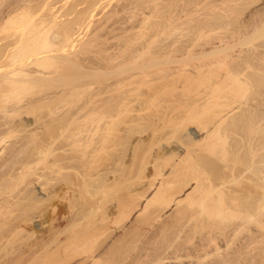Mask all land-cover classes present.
I'll return each instance as SVG.
<instances>
[{
	"label": "bare ground",
	"instance_id": "obj_1",
	"mask_svg": "<svg viewBox=\"0 0 264 264\" xmlns=\"http://www.w3.org/2000/svg\"><path fill=\"white\" fill-rule=\"evenodd\" d=\"M104 1L108 0H0V155L3 154L5 146H3V144H5L4 141L6 137L11 133H14V135L12 134L13 136L17 135L15 132L19 131V124H23V126L30 130V136L28 135L29 143H27L28 145L26 143L23 145L27 147L31 146L29 145L31 143L33 146V148H31L35 151L37 148L35 149L36 146L33 144H36L38 135H41V133H37L39 128L40 132H42L41 129H45L43 132L46 133L47 131L51 137L49 145L46 143L48 146L42 140L44 138H41L43 141V143H41L48 147L46 150L43 148L45 151L43 152L45 155H48V153L49 155L51 154L52 157L51 160L49 159V163H51L49 166L50 173L46 172V174L49 173V175H44L47 177L49 176L48 179L51 181L49 189L51 192H49L50 194L48 193L51 197H48H50V199L52 198L50 201H52L53 211V222H51L53 226L50 228L52 231L49 238V243L52 244V246L49 248L50 250H47V253L44 251V255L41 253L43 255L42 258L45 256L41 264H76V262L74 263L73 261L76 257L78 264L79 262H83V259H80V257L86 258L84 262L88 260L87 258H91L88 260V264H201L200 262L204 261L201 260L205 257H203V255L209 254L208 246L212 244L211 242H215L216 244L213 248L215 254L219 252L218 255L222 254L217 264H260L259 259L262 256L258 250V243L261 239L259 229L261 225H264V222L259 218V213L264 207V8H261V6L259 7V5L256 6L255 3L258 2L257 0H242V2L236 0L237 2L232 5L229 3L232 0H219L220 2L211 0L212 12L210 13L211 16L208 18L202 19L201 17V19H199L198 17V19L188 21V18L194 13V11H190V14L187 13L185 15L188 18L178 23L179 19H182V16L180 13L177 14L175 10L174 13L176 12L175 15L177 14V16L174 15V17H168L167 20L166 18L163 20L165 16L164 12L167 10L165 9V11L162 10L158 13H161L162 16L164 15L163 17L157 15L158 17L161 16V21L150 22L151 17H155L157 14L156 11L161 10V6L163 5L160 2L162 0H159V2H157L158 0H152L154 3L150 2L152 4H148L149 2H147L145 4L154 5L155 2L160 3L161 6L159 4V6H157L159 10L155 7L157 3L154 6L147 5L148 8L154 7L152 9L156 8V10H147V12L151 13H148L150 16L144 12L145 10H140V14L146 13L143 15L141 22H139L140 24L132 25V22H130L129 24L131 25L128 28L124 29L120 27V29L122 28L124 30V32L123 30L119 31L122 32L120 36L115 34L113 36L112 34L111 36H107L106 33L111 30L109 23L114 19V23L112 22V24L115 26L116 21H118L116 19L117 17L114 18L115 15H118L119 18V13L123 11L126 13V11L130 9L129 7L131 6L126 7L128 8L126 10V4L127 6L135 5L134 7H136L138 1L137 3L135 2L136 4L134 2H131L132 4L129 2L130 4H128L124 2V0L121 3L123 4L124 2L126 4L119 5L116 3L112 8H109L111 7L109 6V9H106V5L108 4L106 2L103 3ZM141 1L143 2V0ZM191 2L189 0V3ZM194 2H192L191 5H193ZM184 3L185 2L181 3L182 6ZM222 3L225 4V6L228 4L230 6L224 8ZM169 5H166V7L168 8ZM196 5H198V3H195V6ZM142 6L143 5L140 7ZM164 6L165 5H163L162 9H164ZM185 6L189 8V6ZM134 7H132V9H134ZM137 7L139 8V6ZM179 7L181 8V5L178 6V8ZM171 8L174 9L175 7L172 6ZM136 10L135 12H138L139 9ZM179 10L181 11V9ZM170 11L171 10H169L168 15H170ZM197 11L199 10H196V12ZM98 14H102V16L100 15V17ZM121 14L123 15V13ZM126 15L128 16V14H125V16ZM96 16L100 18H98L99 20L97 19L98 21L95 19ZM128 17L127 20H129ZM133 17H129L130 20ZM124 18L126 20V17ZM136 20L135 18L133 22ZM135 23H138V21ZM93 24L95 25L93 26ZM126 24L128 25V23ZM122 25H125V23ZM114 26H112V28H114ZM119 26L121 25L119 24ZM137 27L138 30L133 33L131 29ZM114 30L112 29L111 33ZM129 30H131L132 34H130ZM176 30H179V34L176 35L174 39H168L163 36L165 33L171 35ZM260 36L262 38H260ZM111 40L116 42H111ZM117 40L119 42H117ZM199 84L204 85V87H201V85L199 86ZM169 96H172L171 99L173 98L171 100L173 106L169 102ZM167 101L170 106L166 105L167 103L165 102ZM39 113L42 114V117ZM35 114H38V119L46 118L47 120L48 117L51 122H47V124L42 123L44 124L42 127L35 126V120L32 118L37 116ZM169 116H171V120L173 118V122L170 120L172 124L169 123L170 121L167 118ZM17 117H19V119L22 117L21 120H23V122L13 125L15 124L13 123L14 119L12 120L13 122H11L10 118ZM126 118L134 122L137 121V123L133 122L134 124L132 125L131 121H129L131 123L130 125H132L129 127V123L127 121L128 124L124 122ZM153 118H156L154 122H152ZM159 118V122L163 120L161 123L166 127L170 124L172 131H169L171 127L167 128V130L169 129V133L166 129L164 130L167 133L162 131L165 126L163 125L164 127L161 128L162 124H159ZM143 119H150V122L153 124L156 123V127L160 125V133L158 132L160 135L156 134V137H153L157 138V141H161L162 143L160 142L157 144L156 142L157 147L153 145L154 141L151 143L153 147L150 145L151 141L148 142L149 145H146V143H144L145 145L139 143L135 145L134 151H128L130 154L132 153L128 164L129 166L132 167L134 160L136 161L139 159L137 161H140L141 158L142 163H139L138 170H136V168L135 171V167H132L134 174L130 171L124 172V170H127L126 167L129 166L125 167L122 165L119 167V161L117 162L118 159L112 158L115 161L112 160L110 164L108 163L110 160L106 162V158L103 157L101 152L107 151L108 149L106 153H109V148L111 150V147L106 146V140H108L109 137L104 136H109L111 134V136L114 137L117 131H119V127H121V122L126 123L125 125L128 129L126 130V134L128 133L127 135L130 136L133 132L137 133L135 132L136 128L138 127L137 130L142 128L141 125H137L139 122H142L141 120ZM165 121L169 122L166 123ZM123 123H121V125ZM165 123L168 124V126ZM7 125H9L7 128L3 127ZM115 125L119 126H117V131L114 130L117 128ZM144 125L145 129H143ZM144 125L141 131H146V126L149 124L146 125L144 123ZM150 127H147L148 130L149 128L151 130L155 129L153 132L150 131L152 133L156 132V129H158L156 127ZM203 130L206 135H203ZM111 131L116 133L112 134ZM109 132L111 133L109 134ZM150 132L148 131V133ZM231 132H233L235 136L239 134L237 137L240 138L237 139V137L233 135L232 138ZM122 134H120V137H122ZM167 134L169 136L171 134L172 137H169L171 139H168ZM96 135L98 136L96 137ZM229 136L232 138L231 140ZM45 137H48V135H45ZM112 137L110 139H112ZM174 137L175 139H173ZM184 137H190L188 140L192 139L190 141H193L192 145L196 147H191L192 145L190 147H185L183 142H181L183 140L181 138ZM151 139L153 140L152 136ZM164 139L165 141L163 142L162 140ZM142 141L145 142L146 140L143 139ZM45 142L48 141L46 140ZM108 142L110 141L108 140ZM41 143L38 145L39 148L41 146L40 149L38 148L39 151H42ZM227 143L229 147L226 146ZM114 144L116 145V143ZM114 144L111 145L110 143L113 147L115 146ZM184 144L186 145V143ZM20 145L22 144L20 143ZM20 145L13 142L12 148L21 147ZM23 145L22 147H24ZM140 145L141 147L144 145L145 147L148 146L149 149L151 148L152 151H154V155L148 147L142 148L143 150H141V153ZM153 148L155 149L153 150ZM24 149L26 148L24 147ZM123 150H125V148ZM120 151L118 150V152ZM22 152L20 151L19 154ZM147 152L148 154L151 152L152 156H155L152 157L153 159H150V164L147 160H149L151 156L148 157ZM112 154L113 152L110 155ZM144 154L147 156H143ZM27 155L28 153L26 156ZM110 155L109 157H111ZM120 155L123 156L121 153ZM2 156H0V162L3 161L2 159H5L2 158ZM39 156L40 154L37 157ZM147 157L148 159L145 163L144 160ZM12 158L15 160L13 156ZM115 158L117 157L115 156ZM44 159L46 158L44 157ZM5 160L8 161L9 159L7 160L6 158ZM28 160L26 162H28ZM41 160L43 161V159ZM36 161L38 162V160ZM220 162L222 164H220ZM26 165L29 164L26 163ZM33 166L34 165L31 164V169ZM21 167L24 168L25 166L23 165ZM122 167L125 169L122 170ZM131 167H129V169ZM6 168L8 167L6 166ZM47 168L48 167H46V169ZM0 169L3 170L2 167ZM132 169L130 170L132 171ZM121 170L124 173L121 172ZM102 171L106 172L101 174ZM111 171L114 172V176L112 175L113 177H111L112 180L114 178V182H109L111 175L108 172ZM118 171H120V173H118ZM78 172L79 174L81 173L80 176L83 183H86L85 186L87 188L82 189V186L84 187L82 181L81 186H78L79 183L77 180L79 177L75 176L76 174L78 175ZM224 172L225 174H223ZM2 173L3 172H1L0 175ZM19 175L16 177L18 178ZM46 176L45 178L47 179ZM73 176L78 177L76 178L77 182L75 181L77 187L91 195L87 198L88 200H86L88 208L86 207L85 209L88 210L85 212L83 208H79L83 210V212L79 210L75 212L77 206H75V202L78 201V198H76L77 196L74 192L72 194V191H76L77 189L75 185H72L74 183ZM107 176H109L110 179H107ZM5 178L4 175L3 179ZM120 178H125L124 184L127 182L126 188L124 189L123 181H121ZM0 179L3 180L2 177ZM11 179L7 181H11ZM1 180L0 182L2 183L0 184L6 187L9 182H6L4 185L5 182ZM16 180L18 181V179ZM37 180L34 181V183L37 182ZM132 180H136L135 184L133 183L134 185L132 184V182H134ZM249 181L251 186L249 185L250 183L248 184ZM119 182L123 185L121 186ZM194 183L196 184L194 185ZM11 184L9 183V186L12 189L15 184L13 187ZM130 184L134 187L132 186V188ZM44 185L47 184L44 183L43 186ZM43 186H40V189L38 188L40 193H42L45 187ZM117 186H121V189L118 188L121 191L128 189L127 186H129V189L131 187L132 190L129 192L125 190L126 194H120L121 196L119 194L118 196L114 192L117 196H115L117 200H114L117 202L113 204L111 203L113 200L111 199L110 192L112 193L115 191ZM0 189L3 190L4 188L2 189L1 187ZM79 189H77V195L80 193ZM112 189L114 190L111 191ZM6 190L9 191L10 189L6 187L3 193H6ZM29 191L30 190H28V194ZM35 191L33 193H35ZM11 192L10 190L9 193L11 194ZM3 193L2 195L5 194ZM239 193H243L241 197L244 200L247 196L246 202L250 199L249 203L244 201L246 204H240L238 201ZM80 194L82 196V192ZM114 195H112V197ZM81 196L79 195V197ZM84 197L86 198V196ZM24 198L21 199L23 200ZM86 201L84 200V202ZM105 201L108 206L110 203L111 205L113 204L112 206L114 208H112V213L108 211L110 214L108 213L109 215H106L109 217L107 219H105L106 217L103 218L104 216L100 210L101 207V209L105 210L104 208L107 206ZM81 202L82 201H80V203ZM0 204L3 203L0 202ZM83 204L84 203H82V207L85 205ZM179 204H183L184 206L178 210V215H172L173 219L170 222H163L164 225H160L158 230H156L158 233H164V230H166L169 225H174V223L178 221L177 223L179 224H175L179 226L180 220L183 222L182 219L186 218L183 224L179 226H183V228L181 227L180 231V228H177L179 231L177 233L181 232L180 234L182 235V230L186 228L193 219H196L199 223L196 222L197 224H192L194 226L191 228L188 226L190 231L193 233L202 232L207 238H204V236L200 238L199 236V239L195 241L196 243L191 245L193 247L190 248L191 252L188 254H184L187 253L186 250L189 252V250L185 248L187 244H183L185 242L184 240L182 244L186 245L184 246L186 250L183 254L186 255L185 257L187 258L184 256L183 258L181 254H178L177 251L183 249V246L181 245L182 248L179 247L178 244L180 245V243L174 246L175 240H172L174 243L171 241L173 244L169 241L172 245L168 244L169 246L163 247L165 250H161L163 253L159 255L154 253L156 257L151 254L152 258L154 257L153 259H151L150 255H146L151 253L149 251H151L154 245H158V242L155 243V241H157L160 236H158L159 234L156 231V236H158V238L155 237L156 239L154 241L153 235V239L151 237L150 241H154L155 244L152 243V247H150L151 249L149 251L144 249L143 252L147 253L142 254L141 258H137L138 255L140 257V254H138L136 257L134 256L133 260L131 259L129 261L128 259L129 262L124 263V258L121 260L114 257L115 255L113 254H115V251L111 249L115 247H113V245L110 248L111 250L108 248L109 251L112 252L110 255H108V250L104 253H107L106 256L99 252V250H103L97 247L99 246L97 243L100 238L103 236L104 239L106 236V238H108V232H113V227L115 225H123L124 227L127 224L124 221L131 218L135 213L141 211L140 214L142 213L144 218L138 219L137 217V221L135 219L134 223L139 222L143 224L152 219L160 220V218L165 216L168 209ZM13 205L14 204H12V206L10 205V207H13ZM6 206L4 205L3 207L0 205V211L2 209L4 210ZM16 207L17 206L14 208ZM29 207H32V205H29ZM20 208H22V206ZM107 210L109 209H106V213ZM72 211L75 212L74 214L77 221L69 220L74 222V225H81V227L77 228L76 226L77 229H74V225L72 224L73 227L67 228L69 226L65 225L63 227L64 229L60 228L62 219L67 218V214H70V212L73 213ZM8 212H10V210L1 211L0 214H5V216L0 215V223H2L1 218H3L4 221V219H6L4 217L10 215ZM37 212H34L35 214L33 216L31 215V217L28 216V223L37 228H41L43 226L42 223L45 222L43 220L44 213L43 210ZM98 212L100 213L99 217L97 216L99 214ZM70 216L71 215H69V217ZM14 219L16 221L17 218L15 217ZM66 220L67 219H65V223ZM128 221L126 220V222ZM229 221H232L233 227H230V230H226L229 229L226 228L228 227ZM155 223L154 221L152 225L155 226ZM249 223L255 225L252 227L253 229L251 232L252 234L249 235L250 237L248 238L246 236V241L244 239L243 241L239 237L238 240L241 241V244L237 242L239 248H234L236 249L235 251L228 249L229 245L226 244L225 240L227 238L231 239L230 236H235L237 234L240 236L241 234L239 233L242 232ZM69 224L71 225L70 222ZM177 225H175V227H177ZM111 226L113 227L111 228ZM117 226L116 228L121 227ZM139 227L141 226L139 225ZM110 228L113 231H111ZM128 229L133 230V228ZM175 230L176 229H174V231ZM127 231L128 230H126V232ZM145 231L144 229V232ZM3 232L4 231H2V233ZM186 232H188V230L185 231V233ZM127 233H129V231ZM130 233L132 232L130 231ZM137 233L139 232L137 231ZM189 234V236L186 235L188 242L195 237L191 233ZM177 236L179 237L178 234ZM177 236L175 235V237ZM116 238H118V236ZM193 240L194 239H192V241ZM222 240H224L225 243H223ZM100 242V244H102L104 241ZM46 243L47 242L43 244ZM41 245L39 248L40 250H42ZM160 246H158L159 249H162V246ZM191 246L189 245V247ZM158 247L153 249L158 251ZM45 248L43 250H45ZM204 249H206V252H204ZM129 250L130 249H128V252ZM154 250L153 252H156ZM119 251L120 249L117 250L116 253ZM166 251L173 253L168 254ZM97 252L103 254V256ZM143 252L141 251V253ZM247 253L249 256L251 255L250 253L253 254V263L251 260H248L251 259L252 256L251 258H247L246 256L245 261L244 254ZM143 255L150 258L152 261L150 259H148L149 261L146 260ZM23 256L19 257L22 258ZM111 256L112 258L114 257L113 259H116L117 262L113 259L112 261L110 259ZM16 257H18V255ZM34 257L31 256L30 258L32 259ZM37 257H40V255ZM37 257L35 258L37 259ZM101 257L104 258L102 259ZM78 258L81 261L78 260ZM118 260L120 261L118 262ZM38 261L40 262V259H38ZM33 262H35V260ZM33 262L31 260L30 263ZM216 262L214 261L213 263Z\"/></svg>",
	"mask_w": 264,
	"mask_h": 264
},
{
	"label": "rangeland",
	"instance_id": "obj_2",
	"mask_svg": "<svg viewBox=\"0 0 264 264\" xmlns=\"http://www.w3.org/2000/svg\"><path fill=\"white\" fill-rule=\"evenodd\" d=\"M122 1H124V0H110V2H109V0L108 1H104L103 3H107L108 5H106L107 7H106V9H109V8H112V6L113 5H115L116 3L117 4H121V5H123V4H126V3H128V4H130L131 2H136L137 3V1H138V3L136 4L137 6H139V8L136 6V7H134V6H132V5H128L127 6V4H126V6H125V8L126 7H129V6H131V7H129L130 9H128V8H126V10L128 11H126V13H125V11H123V12H121V13H123V15L121 14V13H119L120 15H119V18H118V15L116 16L115 15V17L114 18H116L118 21H116V23H115V26L112 24V22L114 23V19H113V21L112 22H110L109 24H110V27H111V30L110 31H108V33H106V35L107 36H111V34H112V36L115 34V35H117V36H120V33H122V32H119V31H122L123 29L121 28L120 29V27H123L124 29H126V28H128L131 24L133 25V24H136V25H138V24H140L139 22H141V19H142V17H143V15H145L146 13H147V15H149L150 16V12H147V10L149 11L150 9L151 10H156V8H157V6H159L160 5V3H157V2H159V0L157 1V2H155V9H152V8H154V7H152V8H148V6H154V5H148V4H152V3H154V1H152V0H148V1H146V0H143V2H144V4H143V2L141 1V0H125L124 2H126V3H124L123 2V4L121 3ZM156 1V0H155ZM171 1V2H170ZM187 0H162V1H160L161 2V4H163V5H165L164 6V9H162L163 8V5L161 6L162 8H161V10H159L158 8H157V10H159V11H156L157 12V14H156V16L158 15H161V13L160 14H158L159 12H161L162 10L163 11H165V9H167L168 10V13H167V10L164 12V18H163V20L166 18V20L168 19V17H174V15H175V13L177 12V14H179L180 13V15L182 16V19L180 20L179 19V22L178 23H180V22H182L183 20H186L188 17L187 16H185L187 13H189L190 11H194V13L192 14V16L191 17H189L188 18V21H193V19H198V17H199V19H201V17H202V19H205V18H208V17H210L211 16V12H212V10H211V0H195V2H194V0L192 1V0H190V2L192 1V2H194L193 3V5H191V3H189V0L186 2ZM212 1H214V0H212ZM216 1V0H215ZM217 1H219V0H217ZM239 1H241L242 2V0H239ZM258 2H256L255 4H256V6H258L259 5V7L261 6V8H264V7H262V6H264V0L262 1V0H257ZM110 4H109V3ZM130 2V3H129ZM147 2H149L147 5L145 4V3H147ZM150 2H152V3H150ZM165 2V3H164ZM170 2V3H169ZM177 2H178V6H180L181 5V8L179 7L178 8V6H177ZM180 2V3H179ZM183 2H185L184 4L185 5H187V6H189V8H186V6L183 4V6H182V4L181 3H183ZM220 2V1H219ZM235 2H237L236 0H232V1H230L229 3H230V5H232L233 3H235ZM263 2V3H262ZM139 3H141V4H139ZM189 3V4H188ZM195 3L197 4L198 3V5H196L195 6ZM132 4V3H131ZM139 4V5H138ZM159 4V5H158ZM169 4H173V5H169ZM180 4V5H179ZM223 4V3H222ZM141 5H143L142 7H140ZM166 5H169L168 6V8L166 7ZM177 7H176V6ZM229 4L227 5V6H225V4H223V7L225 8H227L228 6H230ZM109 6H111V7H109ZM175 7L174 9L173 8H171V7ZM222 6V5H221ZM109 7V8H108ZM132 7H134V9H132ZM136 8H137V10H138V12H135V10H136ZM160 8V7H159ZM171 8V9H170ZM177 8V9H176ZM182 8H183V10H182ZM185 8V9H184ZM105 9V10H106ZM143 9V10H142ZM179 9H181V11L179 10ZM133 10H134V12H133ZM136 10V11H137ZM140 10H142V11H144V12H146V13H141L140 14ZM150 10V11H151ZM169 10H171L170 11V15H173V16H170V15H168L169 14ZM176 10V12L174 13V11ZM178 10V11H177ZM196 10H199V11H197L196 12ZM141 11V12H142ZM172 11H173V13H172ZM180 11V12H179ZM131 12H133V13H131ZM200 12V13H199ZM148 13H150V14H148ZM166 13V14H165ZM172 13V14H171ZM125 14H128V16L129 17H135L137 20L135 21V22H137L138 21V23H135V22H133L134 20H135V18L133 17L131 20H130V18L126 15L125 16ZM131 14V15H130ZM137 14H138V16H137ZM152 14H153V12H152ZM155 14H154V16H155ZM163 14V13H162ZM177 14L175 15V16H177ZM190 14V13H189ZM204 14V15H203ZM206 14V15H205ZM208 14V15H207ZM102 16V14H98V16ZM141 15V16H140ZM98 16H96V20L99 18ZM100 16V17H101ZM121 16V17H120ZM138 18H137V17ZM156 16L155 17H151V21L150 22H153V21H161V16L160 17H158L157 16V18H156ZM162 16V17H163ZM124 17H126V20H125V18ZM127 17H128V19L129 20H127ZM122 18V19H121ZM100 19V18H99ZM98 19V20H99ZM140 19V20H139ZM150 19V18H149ZM148 19V20H149ZM95 20V21H96ZM97 20V21H98ZM118 22H120V23H118ZM130 22H132L131 24H129ZM95 23H97V22H95ZM124 24L125 23V25H122V24ZM126 23H128V25L126 24ZM119 24L121 25V26H119ZM95 24H93V26H94ZM114 26V28H115V30H114V28H112V26ZM167 25H168V23H167ZM178 25V24H177ZM118 26V27H117ZM125 26V27H124ZM120 30H119V29ZM112 29L114 30L112 33H111V31H112ZM117 29V30H116ZM132 30V32L133 33H135L134 31H136V30H138V27L137 28H135V29H131ZM131 30H129L130 31V34H132L131 33ZM263 31H264V29H263ZM123 32H124V30H123ZM109 33H110V35H109ZM127 34V33H126ZM125 34V35H126ZM179 34V30H176L173 34H167V33H165L163 36H165V37H167L168 39H174L175 37H176V35H178ZM263 36V35H262ZM260 38H262L261 36H260ZM259 38V39H260ZM258 39V40H259ZM111 42H116V41H114V40H111ZM117 42H119L118 40H117ZM180 84V83H179ZM183 84V83H182ZM194 85V84H193ZM197 85V84H196ZM201 84H199V86H200ZM198 86V85H197ZM195 87V86H194ZM201 87H204V85H201ZM179 89V88H178ZM180 89H181V86H180ZM181 91V90H180ZM178 92H179V90H178ZM178 92H176V93H178ZM175 96V95H174ZM172 97V96H171ZM171 97L169 96V102L171 103V105L173 106V102L171 101L172 99H171ZM175 98V97H174ZM165 103H167L166 105L167 106H170V104H168V101L167 102H165ZM176 103V102H175ZM35 115H37V116H35V117H32L34 120H35V126H41L42 127V125H44V124H42V123H45V124H47V122H51V120H49L48 119V117H47V120H46V118H39L38 119V114H35ZM39 115H41V117H42V114L41 113H39ZM34 116V115H33ZM45 117V116H44ZM21 118L22 117H20V119H19V117H17V118H10V121L11 122H13V123H15V124H13V125H16V123L17 124H19V123H22L23 122V120H21ZM168 118V120L170 121L171 120V116H169V117H167ZM170 118V119H169ZM14 119V120H13ZM127 119V120H126ZM125 120H124V122H126L127 124H128V126L130 127V126H132L134 123H137V121H133V120H129L128 118H126ZM154 119H156V118H153L152 119V122H154ZM13 120V121H12ZM15 120H16V122H15ZM36 120H37V122H36ZM144 120V121H143ZM143 120H141L142 122H139V124L137 125V126H139V125H141L142 126V128H143V125H144V123L147 125V124H149V125H147L146 126V131H147V133H146V131L145 130H143V131H141V129L139 130H137V128H136V130H135V132H137V133H134L133 132V134H131L130 136L129 135H127L126 134V130H128L126 127V123H123V122H121V123H123L122 125H121V123H120V126L121 127H119L118 125H115V127H119L120 129H119V131H117L118 130V127L116 128V129H114V130H116L117 131V134H115V133H113L112 131V134H115V136L114 137H112L111 136V132H109V136H104L105 135V133H104V137H109L108 138V140L110 141V142H108V140H106V142H107V147H111V150H110V148H109V153L111 152H113V154L112 155H110L109 153H106L107 151H108V149H107V151L105 150V151H103V152H101L102 153V155H103V157L104 158H106V162H108V160H110L108 163L110 164V162H112V160H114V159H118L117 160V162H118V165H119V167H121L122 165L123 166H129L128 164H129V160H130V157H131V154H130V152H132V150L134 151V147H135V145H137V144H139V143H142V144H144V143H146V145H149V141H151L150 142V145H152L151 143H152V141H154L153 142V145H156V142H157V144L158 143H160L159 141H157L158 139L157 138H154V137H156V134H159L160 133V129L161 128H163L165 125L163 124V123H161V122H159V120H160V118L158 119V122H159V124H162L161 125V128L158 126V127H156L155 126V124L156 123H152V122H150V119H143ZM146 120V121H145ZM147 120H149V121H147ZM167 120V119H166ZM172 120H173V118H172ZM171 120V121H172ZM129 121H131V123H132V125H130L131 123L129 122ZM157 121V120H156ZM168 121V122H169ZM169 122L170 124H172V122ZM134 122V123H133ZM166 123H168L167 121H165ZM48 123V124H49ZM152 125H151V124ZM165 123V124H166ZM158 124V123H157ZM169 124V126H168V124H166L168 127H164L163 129H162V131H164L165 132V130L164 129H166L167 130V128H169V127H171V125ZM11 125H12V123H11ZM164 125V126H163ZM9 125H7V126H3V127H8ZM150 126H152L153 128H158V129H156V132H154V133H152L153 131H155V129L154 130H151L150 128ZM155 126V127H154ZM19 131H16L15 132V134H17V135H15V136H13L14 135V133H11L10 135H8L7 137H6V139H5V141H4V143L5 144H3V146H4V151H3V154H1L0 156H2V158H7V160L8 161H6L5 159H2L3 161L2 162H0L1 164V166H0V168L2 167V169L3 170H1L0 171V173L1 172H3L0 176L2 177V179L4 178V175H5V179H3V180H1V181H4L3 183H4V185L6 184V182L8 183H12L11 184V186L13 187L14 186V184H15V186H14V188H12L11 189V187L9 186V183L6 185V187L8 188V189H10L12 192H11V194L9 193L10 192V190L8 191V190H6L7 192L4 194L3 193V191H5V186H2L1 184V187H2V189L3 190H1L0 189V202L1 203H3V204H0L1 206H3L4 207V205L6 206V208L3 210H1V211H5V210H7V211H9L10 210V212L13 210H16V211H12L11 213H14V214H11L10 212H8L10 215H6V217H4V218H6V219H4V221H3V218H1V222L5 225H3L2 223H0V237H1V239H0V241H1V243H0V247H1V249H0V264H16V261L17 260H19V258L21 257V256H23L22 258H20V260L19 261H17V264H41V261H44L43 259L45 258V256H44V258H42L43 257V255H44V251H46V253H47V250L49 249V248H51V246H52V244H50L49 242V238H50V234H51V231H52V229H50L51 228V226H53V224L51 223V222H53V211H52V201H50V200H52V198L50 199V193L49 192H51V191H49V189H50V179H48V177L46 176V175H49V171H50V164L51 163H49V161L51 160V154L49 155V153H48V155H45V151L43 150V148L46 150V148H48V147H46V145L48 144L49 145V140L51 139V137H50V134H48L47 133V131H46V133L45 132H43V130H45V129H41V131L42 132H40V128H39V130L37 131V133H41V135H38V138H37V142H36V144H33L34 146H36L35 147V149H36V151L34 150V149H32L33 148V146H32V144L30 143L29 145H31V146H24L25 145V143L27 144V143H29V136H30V133H29V129H27L25 126H23V124L22 125H20L19 124ZM147 127H150L149 128V130H148V128ZM140 128V127H139ZM160 128V129H159ZM122 129V130H121ZM143 129H145V125H144V128ZM172 129V127L170 128V130L169 131H172L171 130ZM204 129V128H203ZM168 130H167V132H168ZM205 130V129H204ZM204 130L202 131L203 132V135H206L205 134V132H204ZM123 131V132H122ZM125 131V132H124ZM138 131H140L141 132V134H140V132H138ZM148 131L150 132V131H152V132H150V133H148ZM18 132V133H17ZM144 132H145V134H144ZM159 132V133H158ZM167 132H165V133H167ZM45 133V134H44ZM122 134L121 136L122 137H120V134ZM169 133V132H168ZM172 133V132H171ZM13 134V135H12ZM44 134V135H43ZM137 134V135H136ZM142 134H144L143 136H141ZM153 134V135H152ZM19 135V136H18ZM29 135V136H28ZM45 135H48V137H50V138H48V137H45ZM127 135V136H126ZM137 137H136V136ZM160 135V134H159ZM168 135V134H167ZM234 137H237L238 135H236L235 136V134H233V132H231V137L233 138V136ZM17 136H18V138H17ZM95 136V135H94ZM93 136V137H94ZM98 135H96V137H97ZM112 137V139H110L111 137ZM117 136V137H116ZM139 136V137H138ZM151 136H152V138H153V140L151 139ZM154 136V137H153ZM28 137V138H27ZM40 137V138H39ZM116 137V138H115ZM124 137V138H123ZM128 137V138H127ZM130 137V138H129ZM134 137H136V138H134ZM141 137V138H140ZM143 137V138H142ZM158 137V136H157ZM169 137H172L171 136V134H170V136L168 135V139H171V138H169ZM230 137V136H229ZM229 138L230 140L232 139V138ZM22 138H23V141H22ZM41 138H44V139H42L43 141H44V143L46 144V145H44V144H42L43 143V141L41 140ZM120 138H121V140H120ZM140 138V139H139ZM150 138V139H149ZM188 138H190V137H184V138H181V139H183L181 142H183V145L186 147H190L191 145H192V143H193V141L191 142L190 140H192V139H189L188 140ZM238 138H240V137H237V139ZM15 139V140H14ZM19 139V140H18ZM118 139H119V141H118ZM124 139V140H123ZM127 139V140H126ZM143 139H145L146 141L144 142V141H142ZM149 139V140H148ZM173 139H175V137L173 138ZM228 139V141L230 142V140ZM28 140V141H27ZM39 140V141H38ZM48 141V142H45V141ZM156 140V141H155ZM166 140H167V138H166ZM235 140V139H234ZM24 142V143H22V142ZM112 141V142H111ZM115 141V142H114ZM117 141H118V143H119V145H118V143H117ZM123 141V142H122ZM134 143H133V142ZM163 142L165 141V139L164 140H162ZM236 141V140H235ZM13 142H15V143H17V144H19L20 145V143L27 149H24V147H22V145H20L21 147H14V148H12V144H13ZM20 142V143H19ZM42 142V143H41ZM121 142V143H120ZM129 142V143H128ZM131 142V143H130ZM137 142V143H136ZM191 142V143H190ZM228 142V143H229ZM39 143H41L42 144V151L40 150L39 151V149L41 148V146H40V148H39V146L38 145H40ZM110 143H111V145L112 144H114V143H116V145H118V146H116L115 144V150H114V147L113 146H111L110 145ZM125 143H126V145H125ZM162 143V142H161ZM184 143H186V145L184 144ZM228 143H227V147H229L228 146ZM104 144H105V142H104ZM124 144V145H123ZM134 144V145H133ZM188 144V145H187ZM190 144V145H189ZM236 144H237V142H236ZM8 145H10V146H8ZM28 145V144H27ZM47 145V146H48ZM129 147H128V146ZM131 145V146H130ZM145 145V144H144ZM142 146L141 147V145H140V151L141 150H143L144 149V147L145 146ZM153 145L151 146V147H153ZM105 146V145H104ZM126 146V147H125ZM28 147H29V149H28ZM32 147V148H31ZM137 147V146H136ZM138 147H139V145H138ZM148 146H146L145 148H147ZM155 147H157V145L155 146ZM158 147H159V145H158ZM191 147H196V146H194V145H192ZM20 148V149H19ZM39 148V149H38ZM113 148V149H112ZM121 148H125V150H123V149H121ZM133 148V149H132ZM143 148V149H142ZM18 149V150H17ZM33 150V152H32V150ZM126 149H129V150H126ZM148 149H149V147H148ZM147 149V150H148ZM155 148H153V150H154ZM17 150V151H16ZM114 150V151H113ZM118 150L120 151V152H118ZM149 150H151L152 151V149L150 148ZM148 150V151H149ZM15 151V152H14ZM22 152V153H20L19 154V152ZM44 151V152H43ZM116 151V152H115ZM123 151V152H122ZM128 151H130V152H128ZM6 153V155H5V153ZM14 152V153H13ZM125 152H127V153H125ZM155 152H156V150H155ZM16 153H17V155H16ZM25 153V154H24ZM28 153V155L26 156V154ZM32 154V156H31V154ZM40 154V156L39 157H37L39 154ZM44 153V154H43ZM116 153V154H115ZM119 153V154H118ZM120 153L121 154H123V156L122 155H120ZM125 153V154H124ZM141 153H142V151H141ZM146 153V152H145ZM152 153H153V155H154V151H152ZM152 153L151 152H149V154H148V152H147V155H148V157H150L149 158V160H147L148 159V157L144 160L145 161V163H146V160L148 161V163H149V161H150V159H153L152 157H155V156H152ZM11 154V155H10ZM24 154V155H23ZM35 154V155H34ZM36 154H38V155H36ZM46 154H47V152H46ZM107 154H108V156H107ZM5 155V156H4ZM20 155V156H19ZM44 155V156H43ZM101 155V156H102ZM109 155L111 156V157H109ZM117 157V158H115V156ZM119 155H120V157H119ZM146 154H144L143 156H145ZM146 155V156H147ZM10 156V157H9ZM12 156L15 158V160L12 158ZM31 156V157H30ZM35 156V157H34ZM106 156V157H105ZM114 156V157H113ZM122 156V157H121ZM33 157H34V160H33ZM40 157H41V159H43V161L40 159ZM43 157V158H42ZM44 157L46 158V159H44ZM102 157V158H103ZM26 158H27V160H28V158H29V160H28V162H26L27 160H26ZM32 158V159H31ZM37 158V159H36ZM39 158V159H38ZM108 158V159H107ZM112 158H114V159H112ZM127 158V159H126ZM140 158V157H139ZM145 158V157H144ZM21 159H22V161H21ZM31 159V160H30ZM38 160V162L39 161H42V162H37L36 160ZM50 159V160H49ZM124 160V161H122V160ZM126 159V160H125ZM135 159H137V158H135ZM11 160V161H10ZM26 160V161H25ZM137 160H139V159H137ZM135 161L134 160V163H135V165H134V163L132 164L133 166V168H134V170L136 169V170H138V167H139V163L141 162V158H140V161ZM1 161V160H0ZM15 161H17V162H15ZM19 161H21L22 162V164H21V162H19ZM34 161V162H33ZM115 161V160H114ZM4 162V163H3ZM6 162V163H5ZM11 162V163H10ZM32 162V163H31ZM36 162H37V164H36ZM122 164H121V163ZM24 163V164H23ZM26 163L27 164H29V165H26ZM142 163V162H141ZM2 164H3V166H2ZM18 164V165H17ZM20 164V165H19ZM31 164L32 165H34L33 166V168L31 169ZM49 164V165H48ZM150 164V163H149ZM220 164H222L221 162H220ZM8 167V168H6V166ZM8 165H10V166H8ZM12 165V166H11ZM25 166L26 168H28V169H26L25 167L24 168H22L21 166ZM48 165V166H47ZM15 166V167H14ZM27 166H29V167H27ZM12 168V170H11V168ZM18 167H19V169H18ZM46 167H48L47 169H46ZM129 167H131V166H129ZM129 167H126V169L127 170H124V172L125 171H130V172H132L133 173V169H132V167L130 168V169H132V171L129 169ZM16 168V169H15ZM15 169V170H14ZM23 169H24V171H23ZM31 169V170H30ZM46 169V170H45ZM120 169V168H119ZM123 169H125L124 167H122V170ZM129 169V170H128ZM168 169V168H167ZM219 170H221L220 168H218ZM223 169H224V167H223ZM18 170V171H17ZM20 170V171H19ZM22 170V171H21ZM121 170V172H123ZM135 170V171H136ZM147 170H149V169H147ZM226 170V169H225ZM43 171V172H42ZM168 171V170H167ZM6 172V173H5ZM20 172H22V173H20ZM26 172V173H25ZM27 172H28V174H27ZM46 172H49V173H47L46 174ZM74 172H76V171H74ZM103 172V173H102ZM101 172V174H104V172H106V171H102ZM111 172H113V171H111ZM111 172H108L107 174L110 176V178L111 177H113L114 176V172L113 173H111ZM123 172V173H124ZM147 172V171H146ZM39 173V174H38ZM41 173V174H40ZM42 173H43V175H42ZM118 173H120V171H118ZM6 174H7V176H6ZM13 174V175H12ZM19 175V177L17 178L16 176H18ZM27 176H26V175ZM44 174H46V175H44ZM81 174V173H80ZM80 174H79V172H78V175L76 174L75 176H78V177H75V176H73L72 178H73V180H74V183L72 184V181H71V184L72 185H75L76 187H77V185L75 184L77 181H78V186H81V184L83 183V181H82V178H81V176H80ZM134 174V173H133ZM135 174H136V172H135ZM223 174H225V172L223 173ZM11 175V176H10ZM23 175H25V176H23ZM41 175V176H40ZM113 175V176H112ZM124 175V174H123ZM38 176H40V177H42V178H40V177H38ZM43 176H44V178H43ZM45 176L47 177V179L45 178ZM109 176H107V179L109 178ZM0 177V178H1ZM14 177V178H13ZM20 177H22V178H20ZM75 177V178H74ZM82 177H83V175H82ZM8 178V179H7ZM12 178V179H11ZM18 179V181L16 180V179ZM41 179V181H40V179ZM76 178H78V180L76 179ZM109 178V179H110ZM11 179V181H7V180H10ZM22 179V180H21ZM38 179V180H37ZM43 179V180H42ZM121 179V178H120ZM37 180V182H35V183H37V184H35L34 183V181H36ZM46 180V181H45ZM49 180V181H48ZM77 180V181H76ZM80 180V181H79ZM113 180H114V178H113ZM112 180V178L110 179V181L109 182H111V181H113ZM124 180H125V178L123 179H121V181H123L122 183L124 184ZM30 181H31V183H30ZM40 181V182H39ZM42 181H45V182H42ZM76 181V182H75ZM81 181H82V183H81ZM115 181V180H114ZM113 181V182H114ZM120 181V180H119ZM132 181H134V182H132V184L134 183L135 184V182H136V180H132ZM29 182V183H28ZM34 184H33V183ZM39 182V183H38ZM126 182V181H125ZM130 182V181H129ZM129 182H128V184H129ZM0 183H2V182H0ZM44 183H46L47 185H44L43 186V184ZM120 183V182H119ZM118 183V184H119ZM127 183V182H126ZM126 183L124 184V186H123V189L124 188H126ZM250 183V181L248 182V184ZM32 184V185H31ZM84 184V183H83ZM86 184V183H85ZM85 184H84V187L82 186V189L83 188H87L86 186H85ZM110 184V183H109ZM111 184H113V183H111ZM121 184V183H120ZM123 184H121V186L123 185ZM133 184V185H134ZM196 183H194V185H195ZM29 185V186H28ZM133 185H131L130 184V186L132 187ZM250 186H251V183L249 184ZM35 186V187H34ZM39 186V187H38ZM40 186L42 187H44L43 188V191H42V193H40L39 192V189H40ZM119 186V185H118ZM117 186V188L115 189V191H113L114 189H112L111 191H113L112 193L110 192V196H111V199L113 200V202L111 201V203H115V202H117L116 200V198H115V196H116V194L118 195H120V194H126V191L127 192H129V191H131L132 189H131V187H130V189H129V186H127L128 187V189H125V190H123V191H121L120 189V187H118ZM0 187V188H1ZM16 187V188H15ZM30 187V188H29ZM31 187H33V188H31ZM47 187V188H46ZM134 187V186H133ZM132 187V188H133ZM26 188V189H25ZM28 188V189H27ZM35 188H36V191H35ZM39 188V189H38ZM118 188H120V189H118ZM38 189V190H37ZM46 190V192H45V190ZM76 189V188H75ZM77 189H79V187H77ZM76 189V191L74 190V191H72V190H70V191H72V194H73V192H74V194L77 196L76 198H78L77 200L79 201H74L75 202V206H76V208H75V206H74V208H75V212H76V210H79V211H81V212H83V210H84V212L85 211H87L88 209H85L86 207H87V201L86 200H88L87 198L89 197V196H91L89 193H87L86 191H82L81 189H79V191H80V193L82 192V196H81V194L80 193H78V195L76 194L77 192H78V190ZM28 190H30L29 191V194H28ZM33 190V191H32ZM48 190V191H47ZM191 190V189H190ZM189 190V191H190ZM35 191V193H33ZM116 191H118V192H116ZM125 191V192H124ZM17 192H20V193H17ZM21 192H22V194H21ZM27 192V193H26ZM43 192H45V193H43ZM85 194H84V193ZM116 194H115V193ZM123 192V193H122ZM2 193L4 194V195H2ZM36 193H37V196H36ZM39 193V194H38ZM49 193V194H48ZM88 195H87V194ZM21 194V195H20ZM25 194V195H24ZM28 194V195H27ZM35 194V195H34ZM45 194V195H44ZM115 194V195H114ZM240 194V195H239ZM238 194V198H239V203L241 204H243L244 203V201L246 202L247 200H246V198H247V196H246V198H245V200L241 197V195L243 194V193H239ZM18 195H20V196H18ZM28 196V198H27V196ZM79 195L81 196V197H79ZM112 195H114L113 197H112ZM118 195V196H119ZM231 195V194H230ZM247 195V194H246ZM18 196V197H17ZM23 196V197H22ZM24 196H25V198H24ZM33 196H36V197H33ZM48 196H50V197H48ZM84 196H86V198L84 197ZM121 196V195H120ZM185 196V195H184ZM242 198V200H241V198ZM244 196H245V194H244ZM19 197H21V198H24L23 200L21 199V198H19ZM33 197V198H32ZM38 197V198H37ZM41 197V198H40ZM83 197V198H82ZM117 197V196H116ZM35 198H37V199H35ZM44 198H45V200H44ZM47 198V199H46ZM76 198H75V200H76ZM82 200H81V199ZM3 199V200H2ZM7 199V200H6ZM34 199V200H33ZM40 199V200H39ZM114 199H116V200H114ZM2 200V201H1ZM22 200V201H21ZM25 200V201H24ZM33 200V201H32ZM42 200H44V201H42ZM84 200L86 201V202H84ZM240 200H241V202H240ZM249 201H250V199H248ZM5 201V202H4ZM9 201V202H8ZM11 201V202H10ZM18 201V202H17ZM37 201V202H36ZM41 201V202H40ZM80 201H82L81 203H80ZM249 201L248 202H246V203H249ZM16 204H15V203ZM23 202V203H22ZM26 202V203H25ZM31 202V203H30ZM39 202V203H38ZM109 202V201H108ZM8 203H10V204H8ZM19 203V204H18ZM36 203V204H35ZM51 203V204H50ZM82 203H84L83 205H84V207H82ZM105 203H106V201H105ZM110 203V202H109ZM111 203L109 204V206L107 205V203H106V207H109V208H104V204L102 205L103 206V208L105 209V210H103V209H101L100 208V210L102 211H100L102 214H103V218H105V219H107V218H109V217H107L106 215L110 212V213H112L111 211H113V204L111 205ZM246 203H244V204H246ZM12 204H14L13 205V207H10V205L12 206ZM22 204H24V205H22ZM184 204V203H183ZM183 204H179V205H175V206H173L171 209H168L167 211H166V213H165V216L163 217V218H160V220H155V219H152V220H150L149 222H147V223H143V224H140L139 222H137L141 227H139V225L135 222L134 223V220L136 219V221H137V217H138V219H142V218H144V216L142 215V213L140 214V212H137V213H135L131 218H129V219H126L128 222H126V220L124 221L125 223H127L124 227H123V225H120V226H117V225H115L114 227L113 226H111V228L113 227V230L111 229V231H113V232H108L109 233V236H108V238H106L105 237V239H104V236L103 237H101L100 238V240H99V242L97 243V244H99V246L100 245H104V246H97L98 247V249L100 248L102 251H100L99 250V252H101V253H105L107 250L109 251V249L112 247V245H113V247L114 248H111L112 249V251L114 250L115 252V254H113V255H115L114 257L116 258V259H125L123 262L124 263H126V262H129L131 259L133 260L134 259V256L136 257L138 254H140V257H139V255L137 256V258H141V256H142V254H146L147 252L146 251H149L151 248L150 247H152L151 245H152V243H154V241H155V237H157L158 238V236H160L159 238H158V240L157 241H155V243H157L158 242V245L156 244V245H154L155 247H158V246H162V249H159V247L157 248V249H159L158 251H156V250H154L155 249V247L153 246L152 247V249H151V251H149V252H151V253H149V254H146V255H150V257H151V259H153L154 257H156L155 255L157 254V255H159V254H161V253H163L161 250H164L163 249V247H165V246H167L168 244H170V243H172L174 240H175V244H173L174 246H176V244H178V243H180V245L178 244V246L179 247H181L182 248V246H183V249H181V250H179V251H177L178 252V254H181L182 255V257L184 256H186V255H184V254H188V253H190L191 252V250H190V248H192L193 246H191V245H193V243L195 244L196 242V240L197 239H199V236H200V238L202 237V236H204V234H202V232H197V233H193L192 231H190V228L191 227H193L194 225H192V224H195L196 222L197 223H199L196 219H193L191 222H190V224L188 225V226H190V228L187 226L186 228H189V229H186V228H184L183 230H182V235L180 234V233H177V232H179L180 230H181V227L183 228V226H181V227H179L180 225H182L183 224V222L185 221V219L186 218H183L182 220H183V222L180 220V225L178 226L177 224H179V223H177V222H175V223H177V224H175L174 223V225H169L167 228H166V230H164V233H158V227H160V225H162L163 224V222L164 223H166V222H170L173 218V216L172 215H175V214H177L178 215V210L180 209V208H182V206H184ZM29 205L31 206L32 205V207H29ZM35 205V206H34ZM9 206V207H8ZM15 206H17L16 208H14ZM22 206V208H20ZM80 206V207H79ZM12 210H11V209ZM18 208H20V209H18ZM25 208V209H24ZM27 208V209H26ZM28 208H30V209H28ZM74 208H73V210H74ZM79 208H83V210H81V209H79ZM88 208V207H87ZM113 208V209H112ZM106 209H109V210H107V213L105 212L106 211ZM42 211L43 210V213L45 214H43V220L45 221H43L44 223H42V227L41 228H37V227H35V226H33V225H31V224H29L28 223V219H29V217L28 216H30L31 217V215L33 216L37 211ZM1 211H0V213H1ZM38 211V212H39ZM52 211V212H51ZM109 211V212H108ZM176 211H177V213H176ZM16 212V213H15ZM35 212V213H34ZM37 212V213H38ZM73 213H71L70 212V214H67L68 215V217L67 218H63L62 219V224L60 225V228H63L65 225H68L69 227H67V228H70V227H73V225L75 224L74 222H71V220L73 221H77L76 220V218H75V212L74 211H72ZM106 214H105V213ZM42 213V212H41ZM52 214V216H51V214ZM99 213V212H98ZM109 213V214H110ZM108 214V215H109ZM139 214H140V216H139ZM260 215H259V218L262 220V222H264L263 220H264V207L262 208V211L259 213ZM0 215H2V214H0ZM16 215V216H15ZM18 215V216H17ZM69 215H71L70 217H69ZM176 215V216H177ZM2 216H5V214L4 215H2ZM1 216V217H2ZM10 216V217H9ZM74 216V217H73ZM98 217L100 216V213L97 215ZM261 216V217H260ZM16 217L17 219H16V221H17V223H16V221H15V219L14 218ZM11 218V219H10ZM7 219H8V221H7ZM14 219V220H13ZM65 219H67L66 220V223H65ZM69 219H71V220H69ZM10 220V221H9ZM163 220V221H162ZM6 221V222H5ZM153 221V222H152ZM154 221L156 222L155 223V226L154 225H152V223H154ZM160 221V222H159ZM8 222V223H7ZM15 222V223H14ZM67 222H68V224H67ZM69 222L71 223V225L69 224ZM162 222V223H161ZM229 222H231V223H229ZM228 222V227H226V228H229V229H226V230H230L232 227H233V225H232V221H229ZM15 224V226H14V224ZM125 223H121V224H125ZM149 223H151V224H149ZM196 223V224H197ZM17 224V225H16ZM73 224V225H72ZM136 224H137V226H136ZM254 224V223H253ZM114 225V224H113ZM119 225V224H118ZM164 225V224H163ZM175 225H177V227H175ZM192 225V226H191ZM19 226V227H18ZM21 226V227H20ZM62 226V227H61ZM76 226L77 225H74V229L76 228ZM116 226L117 227H120V228H116ZM131 226H133V227H131ZM253 226H255V225H252V224H247V226H245V228L242 230V232H240L239 234H241L240 236L237 234V235H235V236H230L231 237V239H229V238H227L225 241H226V244H228L229 245V248L228 249H232L233 251H235L236 249H234V248H239V245H238V243L237 242H240V244H241V241H239L238 239H239V237L243 240H245L247 237L249 238L250 236V234H252L251 232H252V227ZM16 227V228H15ZM80 228L81 227V225L79 226H77V228ZM135 227V228H134ZM138 227V228H137ZM147 227V228H146ZM148 227H150V228H148ZM231 227V228H230ZM5 228V229H4ZM20 228H21V230H20ZM76 228V229H77ZM114 228H116V229H114ZM128 228H133V230L132 229H128ZM143 228V229H142ZM171 228V229H170ZM177 228L179 229V231L177 230ZM20 230L19 232H17L18 230ZM49 229H50V231H49ZM64 229V228H63ZM73 229V230H74ZM110 229H109V231H110ZM144 229L146 230L145 232H144ZM148 229V230H147ZM157 229V230H156ZM174 229H176L175 231H174ZM186 229V230H185ZM260 229H261V231H260ZM260 229H259V235H260V237H261V239H260V242L258 243V245H259V253H260V255L262 256L260 259H259V263L260 264H264V225L262 226H260ZM16 230V231H15ZM126 230H128L129 231V233H127L126 232ZM142 230V231H141ZM168 230V231H167ZM171 230V231H170ZM188 230V232H186L185 233V231H187ZM2 231H4L3 233H2ZM13 231H15V232H17V233H15V232H13ZM130 231L132 232V233H130ZM137 231L139 232V233H137ZM159 234L158 236H156L157 235V233ZM165 231H167V232H165ZM172 231H173V233H172ZM184 231V232H183ZM126 232V233H125ZM141 232V233H140ZM107 233V234H108ZM139 235H137V234ZM144 233V234H143ZM189 233H193L192 235H194L195 237L194 238H192V239H194L193 241H192V239L191 240H189V242L187 241V236H189L188 234ZM203 233H204V231H203ZM129 234V235H128ZM161 234V235H160ZM166 234H168V235H166ZM174 234V235H173ZM177 234L179 235V237L177 236ZM3 235H6V236H3ZM62 235V234H61ZM60 235V236H61ZM65 235V234H64ZM63 235V236H64ZM106 235V234H105ZM115 235V236H114ZM126 237H125V236ZM130 235H132V236H130ZM153 235H154V239H153ZM164 235V236H163ZM175 235L177 236V237H175ZM187 235V236H186ZM198 235V236H197ZM49 236V237H48ZM113 236H114V238H113ZM118 236V238H116ZM144 236V237H143ZM166 236V237H165ZM168 236H169V238H168ZM191 236V235H190ZM238 236V237H237ZM243 236V237H242ZM247 236V237H246ZM122 237V238H121ZM141 237V238H140ZM150 239H149V238ZM151 237H152V239L154 240H152L153 242H150L151 241ZM173 237H175V238H177V239H175V238H173ZM183 237V238H182ZM197 237V238H196ZM234 237V238H233ZM3 238V239H2ZM46 238H47V240H46ZM104 240H103V239ZM116 238V239H115ZM139 240H138V239ZM148 238V239H147ZM204 238H207V236H204ZM223 238H225V237H223ZM167 239V240H166ZM182 239V240H181ZM190 239V238H189ZM240 239V240H241ZM4 240V241H3ZM45 240V241H44ZM144 240V241H143ZM148 240V241H147ZM161 240V241H160ZM164 240H165V242H164ZM173 240V241H172ZM181 240V241H180ZM184 240H185V242H184ZM243 240V241H244ZM262 240V241H261ZM3 241V242H2ZM43 243H45V242H47L46 244H43ZM100 241H104L102 244H100L101 242ZM160 241V242H159ZM163 241V242H162ZM169 241H170V243H169ZM172 241V242H171ZM191 241V242H190ZM225 241L224 240H222V242L223 243H225ZM227 241H229V242H227ZM246 241V240H245ZM149 242V243H148ZM184 242V243H183ZM205 242H207V241H205ZM221 242V243H222ZM40 243V244H39ZM41 243H42V245H41ZM187 244V246L186 245H183V244ZM189 243V244H188ZM212 244H215V242H211ZM260 243H261V245H260ZM50 244V245H49ZM144 244H146V245H144ZM172 244H170V245H172ZM209 245L208 246V250H209V254H205V255H203V259L201 260V261H203V262H200L201 264H205V263H207V264H209L210 262L211 263H213L214 261L216 262V263H213V264H217L218 263V259H220V257L222 256V254H220V255H218L219 253H216L215 254V252L213 251V248H214V246H216V244L215 245ZM40 245H41V248H42V250L45 248V250H40L39 248H40ZM182 245V246H181ZM189 245L191 246V247H189ZM238 245V246H237ZM50 246V247H49ZM160 246V247H161ZM169 246V245H168ZM184 246H186L185 248L186 249H188L189 250V252L184 248ZM213 246V247H212ZM37 247V248H36ZM44 247V248H43ZM96 247V248H97ZM102 247V248H101ZM116 247H117V249H116ZM144 247V248H143ZM189 247V248H188ZM31 248V249H30ZM36 248V249H35ZM109 248V249H108ZM130 249L129 250V252H128V249ZM147 248H149V249H147ZM154 248V249H153ZM212 250H211V249ZM31 251H30V250ZM34 249V250H33ZM39 249V250H38ZM97 249V250H98ZM110 249V250H111ZM120 249V251L118 252V253H116L117 252V250H119ZM122 249V250H121ZM144 249L146 250L145 252L146 253H144L143 251H144ZM50 250V249H49ZM153 250L154 251H156V252H153ZM186 250V252L187 253H184L183 254V252ZM208 250H207V252H208ZM211 250V251H210ZM29 251V252H28ZM35 251V252H34ZM36 251H37V253H36ZM39 251V252H38ZM122 251V252H121ZM124 251V252H123ZM126 251H127V253H126ZM141 251L143 252V253H141ZM160 251V252H159ZM165 251V250H164ZM168 251V250H167ZM166 251V252H167ZM170 251H173V250H170ZM167 252L168 254L169 253H171V252ZM203 251V250H202ZM261 251V252H260ZM96 252V251H95ZM94 252V253H95ZM99 252H97V253H99ZM153 252V253H152ZM157 252H159V253H157ZM165 252V253H166ZM182 252V253H181ZM204 252H206V249H204ZM204 252H202V253H204ZM217 252V251H216ZM33 255H32V254ZM36 253V254H35ZM39 253V254H38ZM43 255H42V254ZM101 253H99L101 256H103V254H101ZM109 254L108 255H110V253H112V252H108ZM122 253V254H121ZM154 253H156V254H154ZM167 253H166V255H167ZM173 253V252H172ZM171 253V254H172ZM23 254V255H22ZM27 254V255H26ZM38 254V255H37ZM107 254V253H106ZM106 254H104L105 256H106ZM123 254H125V255H123ZM129 254V255H128ZM151 254H153L152 256H154L153 258H152V256H151ZM251 255L249 256V254L247 253V254H244L245 256H244V258L247 256V258H251V256L253 255L252 253H250ZM18 255V257H16ZM35 256V257H37V256H39L40 255V257H37V259L34 257V258H30L31 256ZM107 255V256H108ZM119 255V256H118ZM123 255V256H122ZM164 255V254H163ZM259 255V256H260ZM20 256V257H19ZM117 256H118V258H117ZM130 257V258H128V257ZM144 256V258L146 259V260H148V259H150V258H147L145 255H143ZM207 256V257H206ZM16 257V258H15ZM79 257V256H78ZM108 257H110V256H108ZM113 257V258H114ZM120 257V258H119ZM127 257V258H126ZM183 257V258H184ZM102 258V257H101ZM104 258V257H103ZM102 258V259H103ZM112 258V256H111V260L113 259ZM136 258V259H137ZM143 258V257H142ZM185 258H187V257H185ZM223 258V257H222ZM3 259V260H2ZM23 259V260H22ZM32 260V262L35 260V262H33V263H30L31 262V260ZM38 259H40V262L38 261ZM80 259H83L82 261L83 262H79V264H86L87 262H89L88 260H90L91 258H87L88 260H86V262H84L85 261V259L86 258H81L80 257ZM79 258H78V260H80ZM110 259H108V260H110ZM116 259H113V260H115L116 262H117V260ZM128 259H129V261H128ZM150 259V260H151ZM254 260V258H253V256H252V258L251 259H248V260H251V262ZM28 260V261H27ZM112 260V261H113ZM127 260V261H126ZM3 261V262H2ZM24 261V262H23ZM74 261V263L76 262V264H78L77 262V257L73 260ZM81 261V260H80ZM114 261V262H115ZM120 260H118V262H119ZM149 261V260H148ZM152 261V260H151ZM185 261H186V259H185ZM184 261V262H185ZM245 261H246V258H245ZM12 262H14V263H12ZM39 262V263H38ZM115 262V263H116ZM248 262V261H247ZM71 263H72V261H71ZM210 263V264H211ZM253 263V262H252ZM88 264V263H87ZM156 264V263H155ZM157 264H160V263H157ZM250 264V263H249Z\"/></svg>",
	"mask_w": 264,
	"mask_h": 264
}]
</instances>
